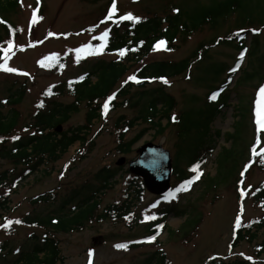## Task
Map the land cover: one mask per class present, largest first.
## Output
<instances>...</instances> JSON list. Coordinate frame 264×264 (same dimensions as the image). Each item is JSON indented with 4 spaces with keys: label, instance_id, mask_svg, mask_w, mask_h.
Instances as JSON below:
<instances>
[{
    "label": "rangeland",
    "instance_id": "rangeland-1",
    "mask_svg": "<svg viewBox=\"0 0 264 264\" xmlns=\"http://www.w3.org/2000/svg\"><path fill=\"white\" fill-rule=\"evenodd\" d=\"M199 1L208 3L211 0ZM113 2L114 0H20L18 13L11 17V20L17 24L19 32L7 39L4 47H0L2 52L0 64L6 63L8 67L19 70L6 72L0 69V109L8 112L15 107L21 113L20 126L15 137H28L33 134V130H27L24 126L33 119L44 90L78 77L97 60L118 58L117 54L99 56L85 52L81 53L80 59L77 60L76 52V49L87 44H91L94 48L104 43L105 39H101L103 33L105 31L109 33L113 26L112 18H107ZM115 3L117 16L132 13L140 19H147L155 16L164 17L174 12L178 6H192L196 1L115 0ZM39 7L43 8V12L36 14L42 19H38V22L33 24L31 23L33 13ZM256 21L252 29L244 31L247 34L246 45L250 51L254 36L257 34L260 37V47L256 56L250 57L249 52V55L246 53L242 57V50L232 45L222 43L217 45L214 42L217 36L237 28L234 18H231L221 22L215 29L206 27L197 31L185 41L178 38L174 50H168L165 43L141 60L130 62L129 72L117 85L119 88L144 64L164 60L179 61L191 56L195 51L198 52L202 43L209 46L208 52L201 50L204 58H193L196 63L186 74L167 79V83L164 80L160 84L176 100L177 106L171 113L176 118L177 112L203 104L207 99L206 96L215 94L216 90L225 84L232 69L236 68L237 64H241L232 75L231 85L226 91L228 93H225L229 95V105L211 124L212 133L220 131L215 149L199 168L201 176L196 182L192 181L186 190L180 191L178 198L174 200L177 204L175 208L180 211V215L172 213L165 220H160L165 226L161 228L162 233L159 237L149 242V238L155 233H151L152 229L162 223L155 215L162 216L164 213L160 211V199L148 191L144 192L142 200H133L131 214L126 219L104 222L93 220L81 231L63 232L42 225H31L25 221L26 217L36 214L56 215L62 200L74 188L93 181L95 173L104 166L118 167L117 162L124 157L126 164L121 167L113 187L99 198L100 206L97 212L117 201L122 203L125 201L127 183L132 180L127 173L128 163L138 158V148L143 144L152 142L162 145L170 151L172 163L175 165L179 150L183 147L190 149L200 141L194 132L180 139L177 124L168 125L165 132L159 134L150 124L139 120L138 125L126 134V140L133 139L144 128H148L147 133L133 145L131 152H119L117 150L119 131L115 123L121 116L131 119L140 114V108L132 103L116 111H108L107 116L102 113L101 117L94 121L88 133L87 144L75 143L59 161L41 166L38 172L18 186H7L9 184L0 186V195H9L10 201L5 210H0L2 216L0 264H14L24 249L32 247L35 241L33 237L41 238L49 231L59 241L63 261L58 264H89L90 260L91 264H143L152 254L161 250L168 255L169 264H204L214 255L227 256L225 262L238 258V254H244L253 260L264 259V254L257 256L253 246L247 242L241 243L234 251L229 247L237 220L242 219L247 223L263 215L261 207L250 197V188L264 180V171L252 167L244 177L242 176L244 167L254 155V147L259 138L254 111L257 93L264 85V26L262 22ZM93 27L96 29L93 30ZM257 29H260L258 33ZM9 41L13 42V48L6 52ZM49 56H55V59L48 62L47 66H41L39 62ZM200 63L203 64L200 66ZM211 63L225 64L228 71L210 82L202 74L201 67ZM253 70L256 71L255 78L245 81L243 77L245 71ZM20 73H28V75ZM92 80L95 82L96 77ZM24 83L26 87L22 101L17 105L7 103V98ZM157 86L159 83L156 82L144 88L151 89ZM141 90L142 87L131 89L133 101L141 97L139 93ZM74 99L73 95L66 93L55 100L69 104ZM243 109H246L247 113L240 126V134L237 136L240 138L239 142L235 146L239 153L237 166L228 181L214 186L216 183H210L209 178L216 176L218 168L220 171L218 163L220 153L231 148L228 134L235 131L237 115ZM88 110L87 102L84 101L79 106V111L72 113L71 119L62 125V131L85 124ZM261 114L264 115V104L261 107ZM155 121H160L163 125L167 124V119L161 118L160 115ZM186 164V161L181 162L180 169L187 168ZM14 166L10 160L0 158V173L8 171L9 176L11 174L13 178L22 169L18 166L17 170L13 171ZM187 171L189 174V169ZM241 178H244L243 183L240 181ZM171 182L173 184L178 181L173 177ZM178 183L179 188L184 184ZM49 192L57 194L56 201L32 203L34 197ZM151 216L155 219H147ZM17 220L20 223H16ZM9 221H12L10 225ZM118 244H126L127 248H117Z\"/></svg>",
    "mask_w": 264,
    "mask_h": 264
},
{
    "label": "trees",
    "instance_id": "trees-1",
    "mask_svg": "<svg viewBox=\"0 0 264 264\" xmlns=\"http://www.w3.org/2000/svg\"><path fill=\"white\" fill-rule=\"evenodd\" d=\"M195 1L196 3L192 6H178L174 12L164 17H149L140 19L139 22L120 19L118 25L112 22L113 26L110 28L109 35L101 44L104 47L100 49V45L95 46L93 50L100 49L99 53H95V55L117 54L118 58L97 60L90 65L85 73L78 77L44 90L33 119L24 126L27 130H33L32 135L28 137L19 136V139H14L20 126L21 113L15 107H12L8 112H3L0 109V158L14 163L13 171L17 170L18 166L22 168L13 178L11 174L9 176L8 171L0 173V186L7 184H9L7 186H18L19 183L38 172L41 166L59 161L75 143L87 144V136L94 121L101 117L104 111V103L108 101L109 97L113 96L114 99L109 102L108 111H116L132 103L140 108L138 116L131 119L121 116L116 120L115 126L119 131L117 150L122 153L131 152L133 145L147 133L148 128H144L133 139L126 140V134L138 125L139 120L150 124L159 134L164 133L168 125L177 124L180 139H184L194 132L200 141L197 145L191 146L190 149L183 147L177 152L174 177L178 182L184 184L189 180L196 182L195 177L197 175L201 176L198 171L199 168L203 166L209 155L214 151L216 139L220 136V131L212 133L211 124L229 105V95H226L228 93L226 91L230 87L232 75L228 74L227 82L225 80V84L216 90L220 93L218 99L213 100L211 99L212 96L208 94L204 103L198 107L177 112L175 120H173L171 113L177 106L176 100L160 84L164 80L186 74L196 63V61L194 63L195 59L193 58H204L201 50L206 53L209 46L202 43L198 52L195 51L191 56L179 61L164 60L144 64L132 75L136 77V80H126L119 88L117 87L129 72L130 66L128 64L137 62L155 51L157 49L156 45L161 40L166 42L168 50H174L178 38L185 41L197 31L206 27L215 29L221 22L234 18L237 28L229 30L222 36H217L214 42L217 45L221 43L232 45L245 51L248 47L246 45L247 34L244 31L249 28L252 29L255 22H257L256 20L262 22V26H264V0H211L208 3ZM19 8L20 0H0V47H4L6 40L19 32L17 24L11 20V17L18 13ZM41 11L43 12V8H40L39 13ZM94 29L96 27H93ZM259 31L260 29H257L256 32ZM259 40L260 37L256 34L252 39L251 51L249 49L250 57L256 56L258 53ZM125 49L127 50L125 55L121 56L120 50ZM0 54H2L1 50ZM201 64L203 63L199 65L201 66ZM201 69L202 74L210 82L228 71L225 64L218 63L203 65ZM255 75L256 71L254 70L245 71L243 77L245 81H251L255 78ZM94 77H96L95 82L92 80ZM156 82L159 83V86L151 89L144 88ZM25 87L26 83L13 92L6 100L7 103L19 104L25 95ZM134 87H142L141 92H139L141 97L136 101H133L134 96L131 92ZM223 89L225 90L222 93ZM66 93L74 96L75 99L72 103L64 104L55 100ZM11 99L14 101H10ZM84 101L87 102L89 107L86 123L71 127L66 131L57 132L55 129L59 125L67 123L71 119L72 113L79 111V106ZM41 104H43V107L40 106ZM246 113V109L240 110L237 115L235 131L228 134L232 146L225 149L224 153H220L218 159L220 171L218 168L216 176L209 178L210 183H216L214 186L228 181L234 173L239 154L235 146L239 142L240 138H237V136L240 134V126L243 124ZM158 115L161 118H166L167 124L163 125L162 122L155 121ZM260 141L262 142L258 149L264 148V134L261 135ZM251 160L252 167L264 171V151L252 157ZM183 161H186L187 168L180 169L179 165ZM187 169L190 171L189 174ZM120 171L121 167L104 166L95 173L93 181H88L81 187L74 188L62 200L58 210H56V215L41 216L36 214L28 216L25 218L26 223L42 225L63 232H74L83 230L87 223L93 220L104 222L106 220L119 221L126 219L131 214L133 200H142L146 191L140 178L132 175L129 170H127V173L132 177V180L127 183L125 201L122 203L117 201L105 206L101 212H97V208L100 206L99 198L113 187ZM178 182L173 183L171 192L174 195L171 198L158 197L160 199V205L158 204L160 211L164 213L162 216L161 214L155 215L159 221L164 220L166 216L172 213L180 215V211L178 212L175 208L177 204L174 201L178 198L180 192L176 191L179 188ZM250 197L256 205L261 207L263 215L253 218L247 223L243 222L237 225L232 236L230 249L234 250L241 243L247 242L253 246L257 256H261L264 254V180L251 187ZM56 198L57 194L49 192L34 197L32 203H48L56 201ZM8 204L9 195H0V210H5ZM69 206L71 207L67 210ZM160 222L163 223V221ZM160 225H156L151 233L158 231L162 233ZM33 238H35V241L32 247L24 249L14 264H58L63 261L59 241L51 231L46 232L41 238ZM143 264H169V258L161 250L152 254ZM205 264H264V259L253 260L242 254L229 262H225V257H213Z\"/></svg>",
    "mask_w": 264,
    "mask_h": 264
},
{
    "label": "water",
    "instance_id": "water-1",
    "mask_svg": "<svg viewBox=\"0 0 264 264\" xmlns=\"http://www.w3.org/2000/svg\"><path fill=\"white\" fill-rule=\"evenodd\" d=\"M60 131L61 129H57ZM139 157L129 163L131 173L140 177L149 192L165 195L171 189L173 163L169 150L162 145L147 143L138 149ZM125 158L118 161L122 166Z\"/></svg>",
    "mask_w": 264,
    "mask_h": 264
},
{
    "label": "snow or ice",
    "instance_id": "snow-or-ice-1",
    "mask_svg": "<svg viewBox=\"0 0 264 264\" xmlns=\"http://www.w3.org/2000/svg\"><path fill=\"white\" fill-rule=\"evenodd\" d=\"M39 10L37 9L36 12L33 13V17H32V21L31 23L35 24L38 22V19H42V17H38L37 16V12ZM117 11V6H116V3H115V0L111 6V9L108 13V19H111L113 17V15L115 14V12ZM178 11V10H177ZM121 20H132V21H136V22H139L140 18L139 17H136L134 16L132 13H127L123 16L120 17ZM22 31V30H21ZM50 35H52L50 33ZM109 33L107 31H105L103 33V36L101 37V39H106L108 37ZM165 41L161 40L158 42V44L156 45V48L159 49L161 46L165 45ZM104 47V45H100V49H102ZM13 48V42L12 41H9L8 42V48L5 49V51H11V49ZM100 49H95L93 50L92 48V45L91 44H87V45H84L82 46L81 48H78L76 49V52H77V60L80 59V54L81 53H88L89 55L91 54H95V53H99ZM127 50H120V55L123 56L125 55V52ZM5 59H7V57H5ZM55 59V56H49V57H45L44 59H42L39 63L41 64V66H47L48 65V62L50 61H53ZM0 69L6 71V72H18L19 70L18 69H15V68H12V67H8L7 64H0ZM236 69H232V71H235ZM20 74H23V75H28V73H20ZM81 79H83V77H81ZM129 79L131 80H136V77L135 76H132V77H129ZM139 82V81H137ZM165 83H167V81L165 80ZM259 99L257 100V111H256V116H257V119H256V123L257 125L259 126V128H262L264 129V117H262V114H261V101L264 100V86H262L260 89H259ZM114 99V96L113 97H109L108 98V101H106L103 105V108H104V115L107 116V113H108V110H109V102ZM211 99L215 100L216 99V94H213ZM41 107H43V104L40 105ZM175 116L173 117V120H175ZM14 139H19V137H14ZM197 168H198V165H197ZM195 170V169H194ZM199 178V175H197L195 177V179H198ZM192 183L191 180L185 182V184L181 185L180 188L176 189V191H182V190H186L187 187ZM174 195L173 192H169L167 194V196H165V199H169L171 198L172 196ZM153 207H155V205H153ZM147 219H155L154 216H151V217H147ZM12 223V221H9L8 224L10 225ZM16 223H20V221H16ZM237 224H239V220H237ZM159 227H163V225H160ZM155 240V236L153 237H150L149 238V242L151 241H154ZM117 248H127V245L126 244H118L116 245ZM89 255L91 256V252L89 253ZM89 264H91V260L89 261Z\"/></svg>",
    "mask_w": 264,
    "mask_h": 264
}]
</instances>
